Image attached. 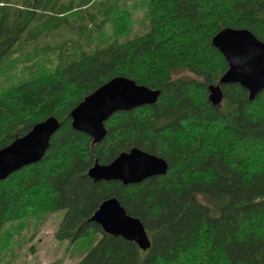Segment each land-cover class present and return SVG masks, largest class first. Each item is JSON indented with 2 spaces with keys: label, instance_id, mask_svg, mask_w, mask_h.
I'll return each mask as SVG.
<instances>
[{
  "label": "trees",
  "instance_id": "1",
  "mask_svg": "<svg viewBox=\"0 0 264 264\" xmlns=\"http://www.w3.org/2000/svg\"><path fill=\"white\" fill-rule=\"evenodd\" d=\"M122 1L0 0V75L16 62L22 75L0 90V149L50 117L61 123L41 162L0 182V235L8 223L64 210L58 240L100 237L78 264H264V91L251 101L231 84L220 106L208 98L229 68L213 38L248 29L264 42V0H148L149 31L120 43L130 23ZM65 26L78 38L73 52L47 41ZM107 26L112 39L101 47ZM116 77L161 95L114 114L94 145L70 115ZM135 148L166 160L168 173L127 186L89 177L96 162ZM111 198L143 222L149 250L90 221Z\"/></svg>",
  "mask_w": 264,
  "mask_h": 264
},
{
  "label": "water",
  "instance_id": "2",
  "mask_svg": "<svg viewBox=\"0 0 264 264\" xmlns=\"http://www.w3.org/2000/svg\"><path fill=\"white\" fill-rule=\"evenodd\" d=\"M228 62L229 68L216 85L209 86V101L217 107L223 103L222 86L239 84L253 101L264 91V42L248 29L226 28L212 40ZM161 92L140 85L126 77H116L87 96L71 113L74 130L89 135L94 145L107 136L106 122L116 113L154 105ZM61 128L56 117L36 124L25 136L0 149V182L15 172L39 163L45 157L53 136ZM169 171L166 160L138 148L120 154L111 164L98 162L89 170L94 182L119 181L123 185L140 184L152 177L165 176ZM92 222L115 237L136 243L142 251L152 246L143 224L130 216L117 198L103 202Z\"/></svg>",
  "mask_w": 264,
  "mask_h": 264
},
{
  "label": "rangeland",
  "instance_id": "3",
  "mask_svg": "<svg viewBox=\"0 0 264 264\" xmlns=\"http://www.w3.org/2000/svg\"><path fill=\"white\" fill-rule=\"evenodd\" d=\"M4 1L13 7H18V5H24L27 0ZM62 1L67 3L70 0ZM147 3L148 0H126L120 3L121 9L126 10L130 16L128 32L116 38L120 43L149 31ZM111 31V28L107 26L101 47H105L112 39ZM77 39L71 32V27L65 26L55 32L54 38L49 37L47 41L52 42L53 46H60L65 52H73L74 49H69L68 46L70 41ZM15 57L17 54L12 55L11 60H15ZM52 60L55 63L58 62L55 56ZM20 66L21 64L16 62L11 73L6 76L0 75V90H6L18 83L22 76ZM65 212L62 210L50 216L24 218L6 224L0 235V264H78L100 237L80 239L74 243L58 240L55 233Z\"/></svg>",
  "mask_w": 264,
  "mask_h": 264
}]
</instances>
